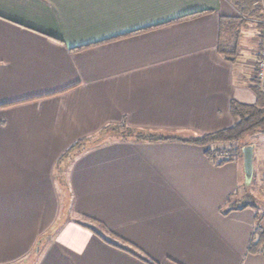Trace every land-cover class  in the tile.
Here are the masks:
<instances>
[{
  "label": "crops",
  "instance_id": "1",
  "mask_svg": "<svg viewBox=\"0 0 264 264\" xmlns=\"http://www.w3.org/2000/svg\"><path fill=\"white\" fill-rule=\"evenodd\" d=\"M243 8L0 0V264H264L260 209L230 207L264 204V155L245 141L248 186L237 152L183 141L258 101ZM123 124L182 140L92 145Z\"/></svg>",
  "mask_w": 264,
  "mask_h": 264
},
{
  "label": "trees",
  "instance_id": "2",
  "mask_svg": "<svg viewBox=\"0 0 264 264\" xmlns=\"http://www.w3.org/2000/svg\"><path fill=\"white\" fill-rule=\"evenodd\" d=\"M241 1L244 2V4L247 3L243 8V13H247L253 17L256 16V18H261V16L259 15V13H261V9L257 6H254L256 0ZM260 25L264 24L260 23ZM252 83L254 84V91L257 94L258 101L255 105H244L237 102H232L231 110L235 123L231 128L223 129L212 134L191 137L189 139H184L183 141L208 148L213 146H228V148L225 149H218L219 154L221 152L224 153L223 156H219L215 151L209 153V156L212 158L215 157V160H220V164L233 160V151L237 152L240 148L245 147V141L248 136L256 134L258 131H262L264 133V83L257 79V77L254 78ZM105 136L110 139H116L121 141H136L149 143L182 140L181 137L175 134L159 133L150 130L137 129L128 127L127 125L123 124L109 125L105 127L100 132V135L96 140L92 139V145H95L96 143L100 142L101 139L103 141V138ZM84 141L86 144H88L91 140ZM83 143V141L80 142L78 146L83 145ZM73 149H75V147ZM72 151H70L69 153H71ZM228 154L230 155L228 156ZM242 203L247 204L256 210H259L258 205L254 202V198L249 192L242 199L230 202V207L234 209L236 206ZM89 220L92 222V219ZM261 231L264 241L263 226L261 228Z\"/></svg>",
  "mask_w": 264,
  "mask_h": 264
},
{
  "label": "rangeland",
  "instance_id": "3",
  "mask_svg": "<svg viewBox=\"0 0 264 264\" xmlns=\"http://www.w3.org/2000/svg\"><path fill=\"white\" fill-rule=\"evenodd\" d=\"M243 4H244V2H243ZM245 4H247V3H245ZM245 4H244V6H245ZM254 6H257V7H259L261 9V13H259V15L263 19L256 18V16L253 17V16H250L247 13H243L242 12L241 15H240V21L238 22V24H239L241 29H245V28H246L245 30H249V29H252V28L257 29L259 37H262V35H261L262 31L261 30H264L263 29L264 25H260V23L264 20V0H256ZM227 50L229 52L233 51V50H230V48L227 49ZM251 72L253 73L254 77L257 76L255 64H253L251 66ZM246 140L250 141L252 146L255 147L256 152L258 153L257 157H259V154L264 155V133L262 131H258L256 134L248 136L246 138ZM232 156H233V159L237 158L236 157V153H234ZM237 156H239L240 162L243 163L241 148L237 151ZM262 158H263V156H262ZM257 200H259V198H257ZM254 201H256V200H254ZM244 203H242V204H244ZM256 203L258 205V209H260V218L262 219V223H261L262 225H260V226L264 227V204L262 202H258V201Z\"/></svg>",
  "mask_w": 264,
  "mask_h": 264
},
{
  "label": "water",
  "instance_id": "4",
  "mask_svg": "<svg viewBox=\"0 0 264 264\" xmlns=\"http://www.w3.org/2000/svg\"><path fill=\"white\" fill-rule=\"evenodd\" d=\"M244 171L246 184L251 185L254 176V150L252 146H246L243 149Z\"/></svg>",
  "mask_w": 264,
  "mask_h": 264
},
{
  "label": "built area",
  "instance_id": "5",
  "mask_svg": "<svg viewBox=\"0 0 264 264\" xmlns=\"http://www.w3.org/2000/svg\"><path fill=\"white\" fill-rule=\"evenodd\" d=\"M261 23L264 24V21H262ZM261 35L262 37L259 43V50L257 52L255 66L257 72V79L264 83V30H262Z\"/></svg>",
  "mask_w": 264,
  "mask_h": 264
}]
</instances>
